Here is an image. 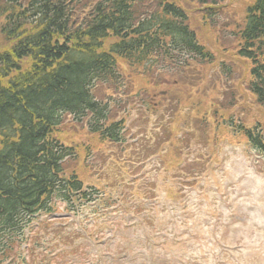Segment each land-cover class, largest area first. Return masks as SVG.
Wrapping results in <instances>:
<instances>
[{
  "label": "trees",
  "instance_id": "obj_1",
  "mask_svg": "<svg viewBox=\"0 0 264 264\" xmlns=\"http://www.w3.org/2000/svg\"><path fill=\"white\" fill-rule=\"evenodd\" d=\"M221 1L0 0V264L44 260L33 245L20 250L29 240L24 229L38 212L52 211L54 200L65 212L92 201L76 161L89 165L93 154L121 145L135 106L161 109L166 95L151 93L158 80L179 88L176 76L191 59L203 63L193 86L216 67L227 72L222 46L199 33L215 29ZM234 33L236 57L250 64L248 90L264 109V0L248 1ZM138 78L143 85L134 89ZM174 98L171 115L189 97ZM67 123L91 142L60 140L56 133ZM162 132L164 141L174 138V121ZM243 132L264 155V138ZM49 222L37 229L49 230Z\"/></svg>",
  "mask_w": 264,
  "mask_h": 264
},
{
  "label": "rangeland",
  "instance_id": "obj_2",
  "mask_svg": "<svg viewBox=\"0 0 264 264\" xmlns=\"http://www.w3.org/2000/svg\"><path fill=\"white\" fill-rule=\"evenodd\" d=\"M248 1L222 0L215 29L199 28L210 46H222L227 72L216 67L193 86L203 63L184 60L179 88L161 79L151 89L166 95L161 109L135 106L121 145L93 154L89 165L76 161L83 186L100 196L70 213L57 203L60 214H38L30 226L50 220L58 236L29 232L44 247L35 264H264V158L246 145L229 146L243 134L226 113L231 108L236 120L264 130V109L248 90L250 64L236 57L234 31ZM137 81L134 89L143 85ZM171 92L189 97L173 115ZM172 119L178 131L164 141L162 126ZM79 131L67 123L56 135L68 145L90 143ZM66 237L76 239L62 244Z\"/></svg>",
  "mask_w": 264,
  "mask_h": 264
}]
</instances>
